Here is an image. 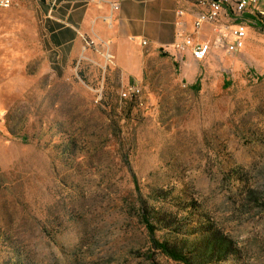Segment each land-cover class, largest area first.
I'll use <instances>...</instances> for the list:
<instances>
[{
  "label": "rangeland",
  "instance_id": "obj_1",
  "mask_svg": "<svg viewBox=\"0 0 264 264\" xmlns=\"http://www.w3.org/2000/svg\"><path fill=\"white\" fill-rule=\"evenodd\" d=\"M13 2L0 9V264H183L153 248L144 209L192 264H264V29L237 53L208 41L201 62L146 54L134 78L109 55L58 58L45 0ZM131 84L141 94L124 99Z\"/></svg>",
  "mask_w": 264,
  "mask_h": 264
},
{
  "label": "crops",
  "instance_id": "obj_2",
  "mask_svg": "<svg viewBox=\"0 0 264 264\" xmlns=\"http://www.w3.org/2000/svg\"><path fill=\"white\" fill-rule=\"evenodd\" d=\"M236 1L223 8L215 24L205 23L199 29L195 23L199 14L208 10L209 0H58L53 5L46 2L48 41L62 60L94 62V55H109L114 66L139 78L145 55L164 53L177 57L175 46L182 41L181 36H190L195 42H215L216 25L232 24L244 28L247 41L250 26L256 25L254 19L259 20L264 14V0L235 22ZM185 59L194 62L189 53Z\"/></svg>",
  "mask_w": 264,
  "mask_h": 264
},
{
  "label": "built area",
  "instance_id": "obj_3",
  "mask_svg": "<svg viewBox=\"0 0 264 264\" xmlns=\"http://www.w3.org/2000/svg\"><path fill=\"white\" fill-rule=\"evenodd\" d=\"M259 0H237L235 2V22L240 19L248 9L257 5ZM51 5L56 4L58 0H45ZM13 0H0V9H9L13 6ZM232 4V0H209L208 10L199 14L195 27L199 29L205 23L215 24L225 6ZM215 32L217 34L215 42L222 45L228 53H237L243 50L246 44V32L242 27H234L231 25H224L219 27L216 25ZM181 42L175 46L178 51L176 61H183L186 54L189 53L191 57L198 61H204L211 52V45L206 42H195L190 36H181ZM141 94L139 85H127L122 92L124 99H132Z\"/></svg>",
  "mask_w": 264,
  "mask_h": 264
},
{
  "label": "trees",
  "instance_id": "obj_4",
  "mask_svg": "<svg viewBox=\"0 0 264 264\" xmlns=\"http://www.w3.org/2000/svg\"><path fill=\"white\" fill-rule=\"evenodd\" d=\"M254 20L256 22L257 27L264 29V19L259 18V20L258 19H254ZM197 85H198V82L195 85H193L192 87L195 90H199V87ZM132 100H133V98H132ZM141 220H142V223L144 224V226L146 227L148 234L150 235L151 243H152V246L154 249L160 251L166 257H168V258H170L176 262H181L183 264H192L191 260L181 250L177 249L176 247L171 246L167 242H162L155 237L156 228L153 225L151 218L149 217V212L147 211V209L143 210V212L141 214ZM217 249H218V252H220L222 250L221 246L218 245V248H217V244L214 243L213 244V253H214V251H217Z\"/></svg>",
  "mask_w": 264,
  "mask_h": 264
}]
</instances>
